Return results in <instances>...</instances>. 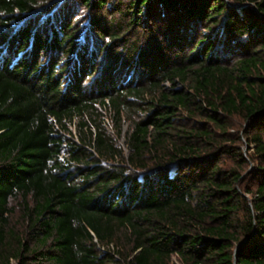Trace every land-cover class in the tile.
I'll list each match as a JSON object with an SVG mask.
<instances>
[{"label": "trees", "instance_id": "16d2710c", "mask_svg": "<svg viewBox=\"0 0 264 264\" xmlns=\"http://www.w3.org/2000/svg\"><path fill=\"white\" fill-rule=\"evenodd\" d=\"M14 261L264 264V0H0Z\"/></svg>", "mask_w": 264, "mask_h": 264}, {"label": "rangeland", "instance_id": "374dc122", "mask_svg": "<svg viewBox=\"0 0 264 264\" xmlns=\"http://www.w3.org/2000/svg\"><path fill=\"white\" fill-rule=\"evenodd\" d=\"M82 19H84V20H86L87 19V16H86V14H84L83 16H82ZM85 24H88V21H85ZM106 122L108 123V125H110V123H111V120L109 119V120H106ZM111 126V125H110ZM73 131H75V125H71V126H69ZM127 129V124H125V130ZM122 143H124V138H123V140L121 141ZM15 205H16V208H17V211L18 210H20L19 209V206L17 205V203H14ZM16 215H15V220H16V217H18L19 216V214H20V211L19 212H16L15 213ZM174 262L175 263H179L178 262V259L176 258V257H174ZM14 264H16V262L14 261Z\"/></svg>", "mask_w": 264, "mask_h": 264}, {"label": "water", "instance_id": "95a60500", "mask_svg": "<svg viewBox=\"0 0 264 264\" xmlns=\"http://www.w3.org/2000/svg\"><path fill=\"white\" fill-rule=\"evenodd\" d=\"M252 168H253V166H252ZM252 168H251V169H252Z\"/></svg>", "mask_w": 264, "mask_h": 264}]
</instances>
